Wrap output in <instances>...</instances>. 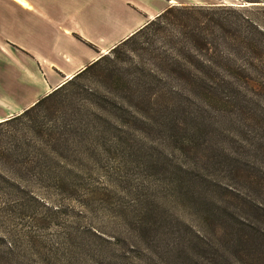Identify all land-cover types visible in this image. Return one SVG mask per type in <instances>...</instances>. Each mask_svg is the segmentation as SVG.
Instances as JSON below:
<instances>
[{
  "label": "rangeland",
  "instance_id": "374dc122",
  "mask_svg": "<svg viewBox=\"0 0 264 264\" xmlns=\"http://www.w3.org/2000/svg\"><path fill=\"white\" fill-rule=\"evenodd\" d=\"M199 2L239 9L264 29V2ZM162 27L0 127V264L263 263L247 250L253 241L240 254V217L264 232V93L244 96L253 104L246 115L240 96L236 106L184 107L200 108L208 123L197 137L201 146L182 152L160 125L161 111L183 107L154 106L149 99L158 97V84L145 83L152 57L167 47L162 35L175 34L170 25L157 32ZM233 58L240 62V54ZM6 70L0 66V75ZM0 84L3 90L1 77ZM14 114L0 107L7 120ZM179 121L191 124L184 116ZM215 154L226 163L218 165ZM196 156L205 160L194 166L213 184L208 205L221 212L207 225L189 200L191 191L203 190H189ZM240 163L247 167L240 170ZM198 232L220 261L194 247ZM175 233L184 239L177 247Z\"/></svg>",
  "mask_w": 264,
  "mask_h": 264
},
{
  "label": "trees",
  "instance_id": "16d2710c",
  "mask_svg": "<svg viewBox=\"0 0 264 264\" xmlns=\"http://www.w3.org/2000/svg\"><path fill=\"white\" fill-rule=\"evenodd\" d=\"M245 1L255 5L264 2V0ZM167 25L174 28L175 34L171 36L162 35V39L167 42V47L163 50L158 49V52L152 57L154 68L149 70L145 83L148 87H158L159 89L158 97L155 95L154 99H149V102H155L154 106L157 104L159 107H183V109L176 108V112L173 111L172 113L167 112V110L161 111L164 122L160 126L161 129L170 132V139L176 145L181 144L183 147L182 152L190 154L192 150L196 151V148L201 146L198 145L197 137L202 132L201 128H205L204 125L208 121L203 117L206 113L200 112V108L198 111L193 109L188 112L184 107H208L203 108V110H208L211 108V103H218L221 106H236L237 103L234 100H237L240 96V113L246 115L247 108L253 107V104L251 105L248 101H245L244 96L264 93V29L245 12H240L239 9L232 7L223 5L171 6L146 26L114 47L110 53H119L123 47L137 44L143 37L150 34V30L159 33L164 30V27L158 29L157 32L158 26ZM259 53L262 56L256 57ZM238 54H240V62L233 58ZM108 55L87 67L75 78L94 68L101 60L108 58ZM254 59L259 61L260 64L256 65ZM75 78L49 96L39 100L33 107L26 109L20 115L1 122L0 127L3 124L13 122V120H20L25 116H29L34 108L40 107L49 99H55L62 89ZM145 95L142 94L143 97ZM181 116L190 119L191 124L180 122L179 117ZM197 151L202 153L200 149ZM215 155L218 156H215L213 160L217 161L218 165L221 162L226 163L224 160H227L228 157H225V159L219 154ZM201 160L204 161L205 159L196 156V160L191 163L192 165H190L187 174L191 175L192 179L189 190H192L193 187L203 190L191 191L189 200L191 198L196 207L202 210V222L207 225L209 217H219L221 212H216L213 207L208 205L207 201L209 199L207 198L212 199L213 184L212 181H209L210 178L208 179L205 172H199L198 167L194 166L195 163L198 164L197 162ZM246 167L247 163H240V170H244ZM181 168L184 170V166ZM257 210H260L259 206ZM201 232L195 234L196 237H199L197 238L198 243L195 245L192 241V244L199 250L203 248V253H200L201 256L208 252V257L212 254L217 262L220 261L222 256L219 255L220 258H217L218 255L215 250H211L213 242L210 241L208 245V241L205 240L206 238ZM175 235L177 234L175 233ZM263 239V231L260 232V229L257 230L240 217L241 255H245V247L253 241L251 243L252 249L247 250L250 253H256V255L259 254L257 260L262 259L263 263L261 264H264ZM181 240L184 239H181L180 234H178L177 241L173 242L172 246H179L180 244L177 242ZM182 245H185V243ZM172 250H176V248L174 247ZM199 259L200 256L194 260L199 262Z\"/></svg>",
  "mask_w": 264,
  "mask_h": 264
},
{
  "label": "crops",
  "instance_id": "0c3cea01",
  "mask_svg": "<svg viewBox=\"0 0 264 264\" xmlns=\"http://www.w3.org/2000/svg\"><path fill=\"white\" fill-rule=\"evenodd\" d=\"M199 1L0 0V107L20 115L167 8Z\"/></svg>",
  "mask_w": 264,
  "mask_h": 264
}]
</instances>
